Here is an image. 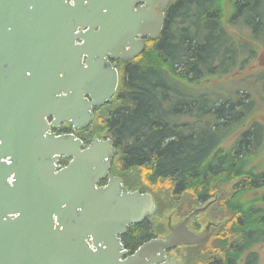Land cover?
I'll list each match as a JSON object with an SVG mask.
<instances>
[{
    "label": "water",
    "instance_id": "95a60500",
    "mask_svg": "<svg viewBox=\"0 0 264 264\" xmlns=\"http://www.w3.org/2000/svg\"><path fill=\"white\" fill-rule=\"evenodd\" d=\"M172 1L0 0V264H177L168 251L208 238L210 227L189 228L196 210L128 256L121 237L155 215L154 197L123 191L118 178L98 187L115 156L110 140L85 148L49 134L91 126L119 87L112 61L141 56ZM60 157L71 162L55 173Z\"/></svg>",
    "mask_w": 264,
    "mask_h": 264
},
{
    "label": "trees",
    "instance_id": "16d2710c",
    "mask_svg": "<svg viewBox=\"0 0 264 264\" xmlns=\"http://www.w3.org/2000/svg\"><path fill=\"white\" fill-rule=\"evenodd\" d=\"M260 51L264 56V0H174L161 36L146 39L138 58L117 62V94L95 109L93 130L82 140L87 145L96 138L112 141L119 163L113 171L130 191L154 197L155 215L122 237L131 254L158 238L154 226L167 208L175 209L187 193L209 194L224 183L220 177H249L237 190L239 195L248 192L250 209L241 210L233 225L234 238L243 241L229 250L217 247L220 259L208 264H236L242 250L255 248L253 240L264 244V211L252 205L264 200L257 192L264 187V123L252 115L264 100L254 101L249 92L239 93L238 101L209 93L214 81L247 72ZM252 84L264 86V71ZM234 123L240 126V139L226 148L233 136L225 127Z\"/></svg>",
    "mask_w": 264,
    "mask_h": 264
},
{
    "label": "flooded vegetation",
    "instance_id": "af4514ba",
    "mask_svg": "<svg viewBox=\"0 0 264 264\" xmlns=\"http://www.w3.org/2000/svg\"><path fill=\"white\" fill-rule=\"evenodd\" d=\"M173 2L174 0L172 1V3ZM172 3L169 5L168 9L172 5ZM168 9L165 12V17H166ZM262 60H264V58ZM117 62L118 61L113 62V65L115 67H116ZM87 131H88L87 129L84 131L74 130L72 126L70 125V123H65L60 126L59 130L51 129V134H54L56 136H63L70 132L73 134L78 133V138L83 139L82 137H85L87 135ZM233 139H234L233 137H230L224 146L226 148L227 147L231 148L233 144ZM116 154H117V151H116ZM116 161L117 159L115 160V157H114L111 163L110 172L106 179L101 180L99 187L100 188L106 187L111 178H118L122 180L123 191L130 192V190L126 186L123 176L119 172L113 171V169L115 170L114 163L116 164ZM220 179L223 180L224 183L220 184L219 186H216L217 189H211L210 193L207 195H202V194L200 195V191H198L196 195L194 196L196 200V204L198 206L194 211L196 210H203V211H201L192 220V222L189 225V228L192 232L198 235H202L204 232H206L207 228L210 227L208 238L206 239L204 243H201L199 245H195V246H184L183 245V246H179L173 250L168 251L166 254L167 261L175 260L177 264H182L176 257L172 255V253L175 250L181 249V248H194L198 251H201L200 250L201 247H203L209 242L210 248H213V247L215 248L212 250H209L210 248L207 247V249H205L206 251L209 250L207 254L198 255L194 261V264H208L210 261L214 259H220V256L218 254H214L217 252L216 251L217 247L224 245L227 248V250H229V248L236 247L237 244H240L243 241V239L234 238L233 225L239 219L238 214L241 210L250 209V204L247 200V198L249 197L248 192L239 195L238 190H237V189H240L241 185L246 181L242 179H249V177H239V178H235V180H231V178H221V177ZM257 192L258 194L263 195L264 187L261 186V188ZM243 199L245 201H243ZM263 201L264 200L262 198L261 200H257L255 204H252V205H255L253 206V209H257L258 211H264ZM179 223L174 225L172 222L171 224L173 227H175ZM168 229H169V233H168L169 235L170 234L169 225H168ZM167 236H165L164 238H166ZM121 240H122V237H121ZM252 245L255 247L254 249L248 250L246 248L242 250V252H240L239 256L236 259V264H249L250 254L252 255L250 256V258L253 257L252 259L253 261L251 264H262L261 249L264 247V244L258 243V240H253ZM127 251H128V256H132L137 250L133 252L132 254L130 253L129 250Z\"/></svg>",
    "mask_w": 264,
    "mask_h": 264
},
{
    "label": "rangeland",
    "instance_id": "374dc122",
    "mask_svg": "<svg viewBox=\"0 0 264 264\" xmlns=\"http://www.w3.org/2000/svg\"><path fill=\"white\" fill-rule=\"evenodd\" d=\"M236 29H238V32L241 35H245V36H249V34L246 31H239V27H236ZM263 53L260 51L259 56L256 60L255 63H252L251 65L248 66V70L247 72L245 71L244 73L238 75H232L226 79H222L219 82H213V87L210 90V94L212 95H220V94H224L225 96H230L233 100L238 101V94L239 93H247L249 92L253 98L254 101H259L258 98H260L261 100H264V90H263V85H254L252 84V80L254 79L255 75L261 73L264 71V60H262L264 58V56L262 55ZM263 56V58H262ZM254 69V70H253ZM251 70V71H250ZM257 94H261V97H257ZM254 110V109H253ZM252 115H254L255 117H257V121H260L262 123H264V105L259 104L257 107V110L255 109L252 113ZM183 120V119H182ZM185 120V119H184ZM183 120V121H184ZM240 127V126H239ZM239 127L236 123L234 124H230L229 126L225 127V131L226 133L232 134V136L234 137V141L235 139H240V134L239 132ZM93 129H90V131L92 132ZM101 130V126L98 127V131L100 133V135L105 136L104 132H100ZM67 133V132H66ZM90 132L87 131V134H89ZM238 133V134H237ZM237 134V135H236ZM75 135L78 136V133H75ZM61 162L62 159H61ZM114 167L116 170H118V160L116 161V164L114 163ZM126 186L128 189H130V187L128 186L129 183L125 182ZM142 183H145V180L142 181ZM146 186V185H144ZM164 188L166 186H163ZM145 191H151L148 189H145ZM154 193V192H153ZM188 194V195H187ZM185 194L182 198L180 197L177 201V207H175V209H166V211L164 212V219L162 220H158V224L155 225L154 227L157 229V231L154 233L155 236H157L158 238H164L165 236L168 235L169 233V229H168V225H169V220H172L173 224H177L179 223L183 218H185L186 215H188L189 213H191L192 211H194L198 206L196 204V200L195 197L190 194L187 193ZM162 228L163 231H161L159 228ZM160 230V231H158ZM210 248V244L209 242L204 245L203 247H201V251H198L194 248H181V249H177L175 250L172 255L174 257H176L182 264H194V261L196 259V257L198 255L201 254H207V252L209 250L214 249L210 248L208 251H206L205 249ZM261 262L262 264H264V247L261 249ZM214 252V251H213ZM216 254V253H214Z\"/></svg>",
    "mask_w": 264,
    "mask_h": 264
},
{
    "label": "built area",
    "instance_id": "2783aa9c",
    "mask_svg": "<svg viewBox=\"0 0 264 264\" xmlns=\"http://www.w3.org/2000/svg\"><path fill=\"white\" fill-rule=\"evenodd\" d=\"M61 168H62V166H61L60 164H57V165H56V169H57V170H59V169H61Z\"/></svg>",
    "mask_w": 264,
    "mask_h": 264
}]
</instances>
